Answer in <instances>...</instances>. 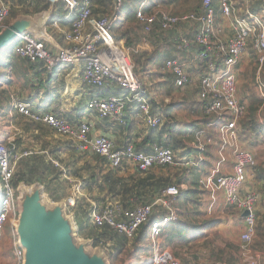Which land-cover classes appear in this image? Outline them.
<instances>
[{"label":"built area","instance_id":"obj_1","mask_svg":"<svg viewBox=\"0 0 264 264\" xmlns=\"http://www.w3.org/2000/svg\"><path fill=\"white\" fill-rule=\"evenodd\" d=\"M49 1L61 2L67 13L66 19L70 27L63 31L67 45L51 49L44 40L23 32L11 44L14 54L31 62L41 61L49 71L58 66H81L82 78L89 85L99 89L117 86L123 93L98 94L88 100L87 109L94 111L100 118L125 125L126 109L129 103L134 102L138 104L135 114L138 122L149 128L162 125L163 117L151 113L146 91L134 71L131 49L124 44V38H118L112 33L113 27L123 20L126 0H112L111 11L102 16L93 15L92 0ZM259 6L260 10L254 11L247 5L242 14H239L235 9V0H201L199 9L195 12L170 14L161 10L155 0H140L133 9L135 20L140 24L144 36L150 34L156 25L160 31L171 30L182 23L196 25L192 42L198 47L197 58L201 60L196 70L199 74L197 102L202 111L204 127L195 132L199 146L195 148L204 149L198 137L215 133L219 156L216 167L199 180V186L213 200L217 191H223L228 206H236L242 212H247L243 215L244 228L239 236L240 264L261 263L260 253L253 247V242L257 234L256 208L262 194L257 190L241 193L248 179V171L255 164V153L240 144V135L246 132L241 123L247 108L238 98L234 70L252 40L258 65L256 84L263 107L264 83L258 79L264 66V0H260ZM147 8L150 10L145 12ZM217 10L223 18L230 20L234 31L225 40L219 38L215 30ZM8 14L7 5L0 2V31ZM182 43L187 47L190 45L187 38H183ZM165 64L174 76L176 87L190 84L189 73L178 60L168 59ZM13 107L19 114L42 122L57 135L72 140L77 152L104 157L110 169H120L128 161L138 173H144L153 166H173L178 162L177 154L171 147L153 144L151 152H144L137 150L133 143H128L122 148H116L109 137L94 134L89 122L74 125L60 113L34 112L29 104L23 102H15ZM259 121L264 127V119L260 118ZM35 152L15 144L12 135L2 137L0 133V241L6 230H9L15 264H23L24 251L19 245L16 232L20 184L15 186L13 180L20 162ZM227 152L232 156L231 172L221 174L220 167L226 163ZM49 160L63 172V178L70 185L69 193L62 203L65 211L75 220L72 208L78 199L84 197L82 182L66 176L65 169L58 160L51 157ZM180 190L181 186L169 184L154 203L138 204L132 208H125L117 201L97 202L88 199V219L91 224L108 226L128 239H132L138 228L147 223L145 239L150 245L152 256L146 264H180L170 251L161 249L159 244L164 227L178 219L174 202ZM155 206L164 207L166 213L153 218Z\"/></svg>","mask_w":264,"mask_h":264},{"label":"crops","instance_id":"obj_2","mask_svg":"<svg viewBox=\"0 0 264 264\" xmlns=\"http://www.w3.org/2000/svg\"><path fill=\"white\" fill-rule=\"evenodd\" d=\"M155 1L159 3L161 10L163 9L170 14L187 12H171L163 0ZM161 1L164 3V7L161 6ZM0 2L6 4L10 12L14 10V13L8 15L4 20V26L12 24L20 18H30L38 23L37 35L45 41L48 48L54 49L67 45L64 41L63 31L69 29L70 23L66 19L67 13L63 9V5L62 12L57 13L56 8L60 2L51 3L46 0L49 6L48 10L34 14H29L26 10H33L37 6V0H0ZM139 2L140 0H127L125 3L129 9L133 10ZM259 2L260 0H235V9L239 14H242L248 5L250 10L259 11ZM93 10L100 11L95 4ZM127 11L124 8L123 20L119 23H123L131 29L132 41L127 42V38L117 37L124 38V44L131 49L134 71L146 91L145 96L149 100L151 113L160 114L163 117L162 125L157 128H149L138 122L135 117L138 104L134 102L129 103L126 109L125 125L107 118H100L94 111L87 109L88 100L98 94L123 93L117 86L110 85L99 89L89 85L82 78L81 66H58L52 71L43 72L41 61L32 63L16 57L12 53L5 56L11 45L0 52V114H7L10 118L9 125L13 121L15 126L14 117L18 112L14 109L13 104L23 102L29 104L34 112L60 113L65 119L73 118L71 121L74 125L80 122H89L94 134L109 137L116 148H122L128 143H133L137 150L144 152H151L153 144L171 147L179 157L176 164L166 167L153 166L145 172L154 175L156 178L166 179L170 184H177L181 186L182 192L187 193L186 196H183L182 193L180 197L175 199L174 206L177 209L178 219L165 226L161 231L159 238L161 249L170 251L180 264H240L239 236L244 228L242 210L236 206H228L223 191H217L213 200L210 194L199 186V180L216 167L219 156L215 133H208L197 138L204 146L202 150L197 149L199 146H197L195 138V132L199 129L201 131L204 127L202 111L197 102L199 74L196 70L201 60L197 58L198 47L192 42L196 25L182 23L171 30L153 34L150 38V34L144 36L137 21L127 19ZM97 14H103V11ZM215 30L218 37L223 40L231 37L234 33L230 20L223 18L218 10L216 11ZM183 38L190 41L188 47L182 43ZM139 54L147 55V59L141 60L143 65L136 64ZM168 59H176L184 66L191 78L188 86H175L174 76L165 64ZM3 65L4 67H2ZM141 70L142 75L139 77L138 73ZM153 75L152 81L144 80V78L147 79ZM254 76L256 77L255 74ZM239 100L246 105V108L248 107L249 103L241 98ZM182 106H187L188 112H185L181 121L176 118V115L175 118L173 117V112ZM261 109L262 107L259 106L257 110L259 120L262 118ZM164 110L167 111V114L164 113ZM0 133L2 137L10 134L15 140L20 131L15 132L9 127L1 129ZM240 144L243 145L242 141ZM18 146L32 151L39 150L36 146L34 148L25 147L26 144ZM242 147L251 150L244 145ZM231 163L232 156L230 152H227L226 163L221 165L220 173L231 172ZM254 166L248 171V179L243 186L242 194L253 190V182L261 190L262 182L257 180L253 172ZM64 169L66 173V168ZM118 176L129 181L144 176V173H138L128 161H125L118 170ZM72 178L80 180L79 178ZM64 180L66 181V179ZM39 186L41 185L39 184ZM68 193L69 190L67 195ZM159 196L160 193L155 194L153 198L151 197L149 204L154 203ZM64 198L60 201L50 200L51 203H60L63 202ZM83 198L88 203V207V199L95 200L86 192H84V197L80 199ZM258 205L259 211L261 207ZM165 213L164 207L155 206L152 217L158 218ZM74 222L77 226V222ZM89 223L87 218V224L84 223V228L91 225ZM100 248L103 249V247ZM135 250V257H133L137 263L146 264L149 257L152 256L151 248ZM257 251L260 253L262 264H264V247Z\"/></svg>","mask_w":264,"mask_h":264},{"label":"trees","instance_id":"obj_3","mask_svg":"<svg viewBox=\"0 0 264 264\" xmlns=\"http://www.w3.org/2000/svg\"><path fill=\"white\" fill-rule=\"evenodd\" d=\"M214 1L216 2V0ZM125 2H127V0ZM163 2L168 5L173 4L175 6L178 0H163ZM163 2L161 1L160 3L162 6L164 4ZM94 4L97 5V9L100 11L96 12L92 9L93 15L102 16L111 11L112 0H92V6ZM198 7L199 4L196 5V3L194 4V2H191L189 5L181 8L177 12H195L198 10ZM48 8L49 6L46 0H37V6L33 10L27 9L26 11L29 14H34L46 11ZM124 8L128 10L127 19L136 21L134 11L129 9L126 3H124ZM56 9L58 14L62 12L61 2ZM149 10L150 9L147 8L145 9V12H148ZM102 11L103 14H97ZM13 13L14 10H11L8 15L10 16V14ZM112 33L116 37L121 36L127 38V42L132 41V37L130 36V34H132L131 29L126 27L123 23L116 24L112 29ZM156 33H160L157 25L154 26L149 37L151 38L152 35H156ZM10 53L15 55L12 47L5 53V56H8ZM142 59H147V55L139 54L136 64H142ZM5 64L7 63L5 62ZM41 64L43 72L47 71L45 64L43 62H41ZM2 67H4V65ZM260 105L261 101H251L249 103L245 116L247 119L245 118L243 120L242 126L255 133L257 137L263 140L264 127L261 125L257 115V110ZM164 113L167 114V111L164 110ZM260 113L261 117L264 118V106L262 107ZM14 118V123L20 131V134H18L15 138V143L18 145L26 144L25 147L28 148H34V146H36L39 149L20 162V165L14 175L13 184L15 186L19 184H40L43 189H45V193L48 195L49 199L52 201H60L63 199L67 195L69 185L68 182L63 179V172L58 167L54 166V164L49 160V157L58 160L59 164L66 168L67 176L79 178L82 181L83 191L94 198L97 202L105 200L117 201L125 208H132L138 204L149 203L155 194H159L170 184V182L166 179L156 178L154 175L149 173L146 174L145 172L144 176L125 181L122 177L118 176L119 169L109 168L104 157L93 153L77 152L74 148L72 140L57 135L52 128L47 125L45 126L42 122L33 121L32 119L19 113ZM71 119L73 118L68 117L66 120L72 123L73 121H71ZM253 172L255 173L257 180L262 182V198L260 202L263 203L264 206V160L260 158L258 154L255 156V166L253 168ZM182 193L183 196H186L187 194L186 192H182V190H180L178 197H180ZM87 208L88 203L83 198L77 200L76 205L72 208V210L75 221H78L77 234L80 237L89 239L91 241V247H103L105 254L112 257L115 254V250L117 253H120L128 245H130L131 242L133 245H140L139 241L143 236H145L147 223L138 228L132 239H128L126 236L118 234L108 226H95L91 224L87 226V228H84L85 225L83 222L85 218H88ZM261 210L258 211L259 216H257L256 213L257 234L255 237L256 242L254 244V248L257 250L264 247V207L263 211ZM81 217L84 218L82 219V222L80 221ZM107 242L109 244H106Z\"/></svg>","mask_w":264,"mask_h":264},{"label":"water","instance_id":"obj_4","mask_svg":"<svg viewBox=\"0 0 264 264\" xmlns=\"http://www.w3.org/2000/svg\"><path fill=\"white\" fill-rule=\"evenodd\" d=\"M37 27L38 23L30 18L4 26L0 31V52L23 32L40 38ZM19 192L16 232L24 251L23 264H107L104 250L96 247L91 251V241L77 234L76 223L62 202L50 206L44 203L42 199L47 198L39 184H20ZM246 213L243 211V215Z\"/></svg>","mask_w":264,"mask_h":264},{"label":"rangeland","instance_id":"obj_5","mask_svg":"<svg viewBox=\"0 0 264 264\" xmlns=\"http://www.w3.org/2000/svg\"><path fill=\"white\" fill-rule=\"evenodd\" d=\"M199 1L200 0H178V2L176 3L175 6L173 4L172 5H168L166 3L165 4H166V7H168L171 12L177 13V10H180L181 8L186 7L191 2H194V4L196 3V5L199 4V6H200ZM0 64H1V62H0ZM257 67H258V65L256 63V55H255V50L253 47V42H252V40H250L248 45H247V48L245 50V53L240 56V58L237 62V65L234 69L236 71L237 88L239 91L238 95H239V98H241L242 100H245L247 103H250L251 101H261V105H262L261 95L258 91L257 84H256L257 80H256V77L254 76V74L256 75ZM141 73H142V70L138 73L139 77H141V75H142ZM152 79H154V75L147 77V79L144 78V80H147V81L148 80L152 81ZM258 80L261 81L262 83H264V66L261 69L260 78ZM186 108H187V106H182V107L176 108L175 111L173 112L174 113L173 117L176 115L177 116L176 118L178 120L180 119L182 121L183 120L182 118H184V116H185V112L186 113L188 112L186 110ZM9 121H10V118L7 114H3V113L0 114L1 129L9 128V126H10V128L12 130H14L15 132L18 131V129L16 128L17 125H15L16 126L15 127L13 125V121L11 122L12 124L9 125ZM240 137H241L240 140L242 141V143L245 147H248L251 150H253L255 154H258L259 157L264 160V139L263 140L260 139L259 137H257V135L255 133H253L247 129H246V132H243ZM263 138H264V135H263ZM177 158H179V157H177ZM177 161H178V159H177ZM257 186L258 185H256L253 182V186H252L253 190H255V191L257 190L261 193V190L258 189ZM45 192L46 191L44 189L43 196H45L48 200L44 199V198L42 200L44 203H46L50 206L51 200L49 199L48 195ZM47 192H49V191H47ZM259 205H260L259 207H261V209H262L261 211H263V207H264L263 203H259ZM256 210H257V216H259L258 215V209L256 208ZM82 219H84V218L83 217L80 218L81 222H82ZM83 223L87 224L86 218H85ZM81 238L85 239L83 237H81ZM139 242H140V245H137V244L133 245V243L131 242V244L128 245L120 253H117L115 250V252H114L115 254L112 257H109L105 254L106 263L107 264H124V263L141 264V263H137V260L134 258L135 257L134 252L136 251L135 249L138 248V249L142 250L143 248H146V250H148V249H150V245L148 244L147 240L145 239V236H143ZM255 242H256V239H254L253 247H254ZM95 250L96 249L92 247L91 251H95ZM104 252H105V250H104ZM0 264H15V258H14V255L12 253V243H11V239H10L9 230H6L4 237L0 241ZM260 264H262V262Z\"/></svg>","mask_w":264,"mask_h":264}]
</instances>
